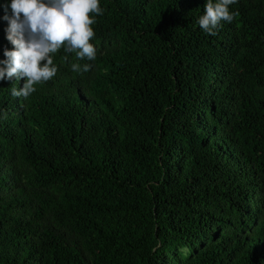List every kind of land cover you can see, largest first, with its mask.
I'll list each match as a JSON object with an SVG mask.
<instances>
[{
	"label": "trees",
	"instance_id": "1",
	"mask_svg": "<svg viewBox=\"0 0 264 264\" xmlns=\"http://www.w3.org/2000/svg\"><path fill=\"white\" fill-rule=\"evenodd\" d=\"M208 2L100 0L94 59L0 79V264H264V0Z\"/></svg>",
	"mask_w": 264,
	"mask_h": 264
},
{
	"label": "clouds",
	"instance_id": "2",
	"mask_svg": "<svg viewBox=\"0 0 264 264\" xmlns=\"http://www.w3.org/2000/svg\"><path fill=\"white\" fill-rule=\"evenodd\" d=\"M236 0H209L205 14L197 23L210 35H215L221 21L231 22L234 14L229 5ZM12 15H5L8 21L6 39L14 46L5 50V60L0 61V79L20 81L23 87H13L14 97L27 98L36 91L34 85L52 79L57 72L52 54L62 47L66 52H75L78 58L92 60L96 48L90 41L95 35L92 13L101 14L100 0H11ZM78 71V65H73ZM85 65V71L87 70Z\"/></svg>",
	"mask_w": 264,
	"mask_h": 264
}]
</instances>
